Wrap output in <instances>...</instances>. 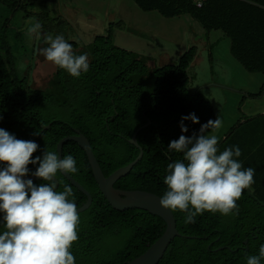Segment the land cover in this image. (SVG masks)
Wrapping results in <instances>:
<instances>
[{
    "label": "trees",
    "instance_id": "obj_1",
    "mask_svg": "<svg viewBox=\"0 0 264 264\" xmlns=\"http://www.w3.org/2000/svg\"><path fill=\"white\" fill-rule=\"evenodd\" d=\"M133 1L143 11L155 10L165 18L188 15L206 33L221 31L230 40L231 55L243 68L264 76V0H204L199 7L196 0ZM0 4L12 11L20 8L19 0H0ZM114 25L109 23L106 33L89 43L68 41L77 55L87 54L89 71L74 78L56 67L45 88H32L29 77L19 75L17 60L3 37L0 128L18 139L38 143L32 158L42 157L45 149L56 152L58 141L78 129L89 140L105 176L138 155L139 149L128 142L135 134L142 158L114 187L162 197L167 190L163 179L168 163L183 159L180 153L168 152L170 141L198 133L202 124L217 118L216 111L200 91L188 87L196 46L186 49L173 64L150 67L148 56L114 44ZM263 91L264 82L258 93L247 95L258 97ZM190 113L200 123L185 121L189 131L181 133V117ZM214 132L210 129L205 134ZM233 146L241 149L237 159L243 167L255 169V183L244 190L233 214L206 211L193 223H185L184 213L172 211L182 236L171 241L158 264H246V256L258 255L264 244V113L242 116L219 140L218 154ZM69 154L79 168L70 175L92 197L88 209L78 213V240L70 249L76 264H125L142 254L163 234L165 222L141 209H113L98 189L85 152L67 141L62 158ZM35 167L29 165L32 171ZM57 179L58 191L66 184L72 187L77 208L86 201L61 173ZM220 246L226 248L216 250Z\"/></svg>",
    "mask_w": 264,
    "mask_h": 264
},
{
    "label": "clouds",
    "instance_id": "obj_2",
    "mask_svg": "<svg viewBox=\"0 0 264 264\" xmlns=\"http://www.w3.org/2000/svg\"><path fill=\"white\" fill-rule=\"evenodd\" d=\"M41 28L37 21L28 27L27 35L39 38ZM45 43L48 46L40 53L58 69L74 78L89 71L87 54L77 55L63 35H46ZM185 121L200 123L195 113L182 116L181 133L189 131ZM222 126L218 115L202 124L198 133L190 137L182 134L167 147L183 159L168 163L163 179L167 190L160 204L184 213L185 223H193L206 211L233 214L244 190L255 183V169L244 168L237 159L242 155L239 146L218 154V136L205 134ZM39 147L34 140L18 139L0 128V264H76L70 249L78 240L80 217L72 187L66 184L58 191L56 177L58 173H78L77 160L71 154L60 158L46 149L42 157L32 158ZM29 165L38 167L32 171ZM28 176L43 182L34 184L25 179ZM245 259L246 264H262L264 244L258 255Z\"/></svg>",
    "mask_w": 264,
    "mask_h": 264
},
{
    "label": "rangeland",
    "instance_id": "obj_3",
    "mask_svg": "<svg viewBox=\"0 0 264 264\" xmlns=\"http://www.w3.org/2000/svg\"><path fill=\"white\" fill-rule=\"evenodd\" d=\"M20 8L11 10L9 7L0 4V47H2V38L6 37L9 45V52L12 57L17 60V70L19 75L29 77V85L32 88H45L47 83L54 73L56 66L47 61L46 58L40 53L41 48L48 46L45 43V36L50 35L53 38L56 35H63L64 38L68 40H75L76 34L78 36H85L84 31L89 30L90 23H85L83 18L86 16L84 10L79 11L81 15L79 17V25L75 28L73 24L65 17L64 8L58 7V4L49 2L48 0H19ZM113 4L117 3V0H112ZM70 4V1H67ZM39 22L42 25L41 36L34 43H30V37L27 35V29L33 23ZM119 21L115 22L113 31L117 29V37L113 39L114 44L117 46L137 52L143 53L144 51L151 55L155 60V66H161L165 64H173L178 60V45L175 42L170 41V39H165L164 37L148 35L147 43H143L144 40H139L138 43H126L120 34V29H123L122 25L119 27ZM196 23V22H195ZM109 25V24H108ZM165 25V24H164ZM198 26L199 24L196 23ZM200 28V25L198 26ZM204 34L198 35L196 33H186L183 42L189 40L193 43H223L222 40H228L223 36V33L218 30H213L206 33L202 28ZM17 31H20L17 33ZM124 34L123 36H125ZM127 36V35H126ZM32 40V39H31ZM141 42V43H140ZM158 45H161L159 47ZM142 46V47H141ZM209 48V47H208ZM200 59L194 64L193 67H189L188 73L191 79L188 87L192 92L200 90L202 94L204 93L207 98H209L216 109V116L219 115L221 118V113L219 109L223 110L224 113H230L232 110L229 108V104H222V100L229 99L233 100L232 97L225 96L224 90L213 87L210 84H217L219 86L229 87V79L231 76V69L227 62L223 59L218 61L213 59L212 52L207 53L208 49H203L202 45L199 46ZM168 55L169 61L166 62L163 59ZM150 67L153 66L151 63L148 64ZM240 72L241 69H239ZM249 83H254L249 85V91H258L262 83H256L257 76L244 75ZM210 85V86H207ZM206 86V87H205ZM220 93L218 97L212 98L211 96ZM245 94V93H244ZM242 106L251 105L253 109L260 108L256 113H261L264 111V91L260 96L248 99L244 97ZM226 108V110L224 109ZM245 113L246 110L243 109ZM230 117V115H227ZM222 119V118H221ZM213 135V134H212Z\"/></svg>",
    "mask_w": 264,
    "mask_h": 264
},
{
    "label": "crops",
    "instance_id": "obj_4",
    "mask_svg": "<svg viewBox=\"0 0 264 264\" xmlns=\"http://www.w3.org/2000/svg\"><path fill=\"white\" fill-rule=\"evenodd\" d=\"M49 2H53L58 4L59 9L64 8V14L66 15L67 19L73 24L76 28L79 25L81 16L79 11L84 10L86 12L85 18L83 21L85 23H90V29L84 31L85 36H78V32L75 31L76 34L75 40H68L74 41L79 43H89L91 42L96 36L104 35L107 31L108 24L114 23L117 21L120 22V26L122 25L123 29H120V34H122V40L126 43H138L139 40H144L143 43H147V36H158L164 37L165 39H170V41H174L175 44L178 45V58L179 56L190 46H196L199 49V46L202 45L203 49H208L207 53L210 54L214 52L213 59L221 61L223 59L227 62L230 66H232L231 76L229 79V87L219 86L217 84H210L213 87L218 89L224 90L225 96L232 97L233 100L230 101L229 99L222 100V104H229L230 110L232 112L226 114L224 111L219 109V113H221V120L223 121L222 128L215 130L213 134L217 135L219 140L232 128V126L242 117H252L259 114L264 113H256L260 108L253 109L251 105L242 106L244 101V97H248V93L256 94L258 91H249V85L254 84L249 83L246 80L244 75L257 76L256 83L264 82V76L261 73H250L247 72L243 66L231 55L230 53V40H222L223 43H193L189 40H184V36L187 33H196L198 35L204 34L203 31L196 25L195 21H193L188 15H180L175 16L172 18H165L161 16L157 11H143L140 9L137 4L133 0H117V3H112V0H48ZM67 1H70L68 4ZM82 9V10H81ZM88 21V22H87ZM165 24V25H164ZM19 32V31H17ZM113 39L117 37V29L112 31ZM126 34L125 36H123ZM32 39V40H31ZM33 40L37 41L38 38L33 35L30 38V43H34ZM141 43V42H140ZM161 47V45H158ZM142 47V46H141ZM209 47V48H208ZM149 57L148 64L151 63L155 66V60L151 57L150 54L147 52L140 53ZM201 55L199 50H197V54L193 61L191 62L190 66L193 67L194 64L200 59ZM166 59L164 61L168 62L169 57L168 55L165 56ZM151 66V67H153ZM189 66V67H190ZM241 69L242 72L239 71ZM192 80V79H191ZM261 84V85H262ZM207 85V86H210ZM206 87V86H205ZM261 87V86H260ZM200 91V90H198ZM201 92V91H200ZM202 93V92H201ZM245 93V94H244ZM220 93H217L212 98L218 97ZM205 96V94L203 93ZM206 97V96H205ZM207 98V97H206ZM252 97H248L250 99ZM209 99V98H207ZM213 108L214 103L209 99ZM226 110V108H224ZM244 110L247 111L245 113ZM216 111V109H215ZM227 115H230L228 117Z\"/></svg>",
    "mask_w": 264,
    "mask_h": 264
},
{
    "label": "water",
    "instance_id": "obj_5",
    "mask_svg": "<svg viewBox=\"0 0 264 264\" xmlns=\"http://www.w3.org/2000/svg\"><path fill=\"white\" fill-rule=\"evenodd\" d=\"M149 124L147 122L142 127ZM49 125L44 129H48ZM67 141H73L85 152L88 162L90 164L94 180L106 201L111 207L118 211L128 209H141L148 213L160 217L165 222V230L163 234L155 240L142 254L135 257L125 264H158L163 257L165 251L170 245L171 241L177 237L182 236L176 227V221L173 212L169 209L163 208L160 204V196L143 190H122L114 187V183L127 175L136 163L142 158L143 149L139 146L135 134L128 140V142L139 149L138 155L128 164L116 169L108 176H105L100 168V165L91 149L89 140L78 130L74 129V134L61 138L56 145V152L62 158L63 145ZM61 175L71 183L75 188L86 196V201L78 207V213L85 211L92 203L91 194L70 174L61 173ZM25 179H32L33 181H43L42 178L33 176L25 177ZM57 188L59 181L56 177ZM187 238H194L193 236H185ZM247 241H245V244ZM226 247L220 246L216 250H221Z\"/></svg>",
    "mask_w": 264,
    "mask_h": 264
},
{
    "label": "built area",
    "instance_id": "obj_6",
    "mask_svg": "<svg viewBox=\"0 0 264 264\" xmlns=\"http://www.w3.org/2000/svg\"><path fill=\"white\" fill-rule=\"evenodd\" d=\"M204 0H196V5L199 7V6H201V4H202V2H203Z\"/></svg>",
    "mask_w": 264,
    "mask_h": 264
}]
</instances>
